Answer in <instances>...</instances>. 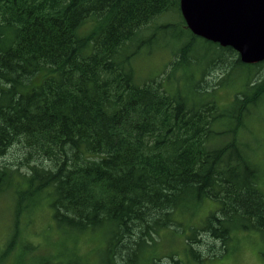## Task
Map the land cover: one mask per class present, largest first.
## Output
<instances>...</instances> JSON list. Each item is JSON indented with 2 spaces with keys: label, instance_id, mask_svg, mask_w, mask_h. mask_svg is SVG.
<instances>
[{
  "label": "trees",
  "instance_id": "obj_1",
  "mask_svg": "<svg viewBox=\"0 0 264 264\" xmlns=\"http://www.w3.org/2000/svg\"><path fill=\"white\" fill-rule=\"evenodd\" d=\"M169 12L187 29L179 0H0V192L13 193L15 218L0 264L19 243V217L42 203L73 242L98 235L95 264H162L165 231L182 236L194 263L226 255L235 231L264 240V196L237 138L264 78L235 96L232 115L162 79L136 83L139 47L123 51ZM220 119L236 120L224 144ZM207 201L217 208L190 224ZM67 255L65 264H89ZM165 258L184 264L176 252Z\"/></svg>",
  "mask_w": 264,
  "mask_h": 264
},
{
  "label": "rangeland",
  "instance_id": "obj_2",
  "mask_svg": "<svg viewBox=\"0 0 264 264\" xmlns=\"http://www.w3.org/2000/svg\"><path fill=\"white\" fill-rule=\"evenodd\" d=\"M137 48L129 62L136 83L162 79L168 92L179 93L190 103L191 100L215 101L221 114L236 112L232 105L235 96L248 94L247 85H254L264 78V63L255 69L237 63L236 57L229 55L225 48L192 36L184 28L177 12L163 14L151 21L136 34L132 45L125 48L123 54L127 55ZM244 115L237 138L243 154L256 169V185L264 196V94L254 105L246 108ZM235 125V119L217 121L213 127L220 135L215 143H227ZM8 159L10 157L5 159V163ZM13 208V193L0 192V260L15 220ZM215 208L217 204L207 201L190 224H197ZM19 231L20 239L13 255L5 258L2 264H37L42 259L49 260L50 264H65L71 259L67 254H75L81 261L95 264L103 247V241L98 242L96 234H87L76 242L70 240L67 234L63 236L55 227L51 210L45 203L19 217ZM232 239L226 255L194 263L182 254V236L165 231L156 254L162 256V264H168L165 256L171 252L178 253L184 264H264V240L260 233L235 231ZM28 247L33 248L31 253H25Z\"/></svg>",
  "mask_w": 264,
  "mask_h": 264
},
{
  "label": "water",
  "instance_id": "obj_3",
  "mask_svg": "<svg viewBox=\"0 0 264 264\" xmlns=\"http://www.w3.org/2000/svg\"><path fill=\"white\" fill-rule=\"evenodd\" d=\"M195 37L235 51L242 64L264 62V0H179Z\"/></svg>",
  "mask_w": 264,
  "mask_h": 264
}]
</instances>
